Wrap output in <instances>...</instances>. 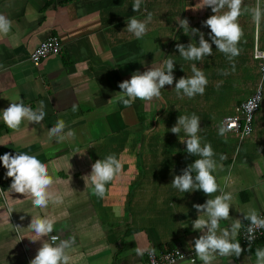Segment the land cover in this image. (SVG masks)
<instances>
[{
    "label": "crops",
    "instance_id": "crops-1",
    "mask_svg": "<svg viewBox=\"0 0 264 264\" xmlns=\"http://www.w3.org/2000/svg\"><path fill=\"white\" fill-rule=\"evenodd\" d=\"M133 2L0 0V15L11 21V30L6 35L0 33V156H14L17 152L35 155L48 166L55 181L53 190L63 196L62 204L50 203L46 209L34 207L31 196L11 191L12 178L6 176L7 169L0 160V264H30L44 242L51 243V235L60 239L75 237V245L68 250L72 264H144L148 249H191L190 244L202 234L192 228V221L199 216L193 205L221 193L209 197L202 190L182 193L172 187L175 176L182 175L199 158L186 152V141L180 140V136L187 139L183 131L178 136L169 130L183 115L180 113H194L201 118L198 135L202 145L210 143L216 154L213 175L220 187L233 196L231 217L220 222L221 228L230 227L237 219L243 227L248 222L244 213L249 210L264 213V111L259 107L255 112L249 136L241 140L229 132L220 136L222 119L232 114L238 103H232L217 117L207 115L211 107L206 104V94L220 97L223 93L219 89L217 93L218 81L214 71L210 74L207 69L209 61L206 66L202 61L182 59L173 70L177 82L181 77H191L188 74L193 63L199 66L208 79L202 95L187 101L175 91L169 95L165 86L161 96L151 101L137 99L128 107L118 102L122 81L131 79L137 71L164 66L173 36L166 27L177 24L174 5L165 10L159 7L158 0H144L140 11L134 12ZM261 3L264 0H250L247 7L261 8ZM148 13H152L148 32L143 39H137L127 31V20L133 16L145 20ZM240 17L244 23V16ZM250 21L253 44L235 68L245 70L250 60L256 74L248 77L257 81L258 61L252 57L257 28L254 20ZM50 36L60 39V52L34 66L30 52ZM187 40L180 43L187 46ZM194 98L199 101V112H190L195 106ZM18 102L33 110L43 103V121H24L18 130L8 128L3 110ZM183 102L190 114L172 109ZM73 105L78 109L75 112ZM157 114L162 116L159 124L163 130L176 138L167 135L164 142L151 140L158 125ZM61 119L66 124L64 131L72 130L75 136L57 142L48 132ZM127 149L132 150L130 154ZM109 154L117 156L122 169L106 185V195L101 199L94 194L90 177L87 185L84 177L91 175L97 160ZM221 154L225 159H220ZM33 216L54 218L53 232L33 241L31 238L36 237L29 228ZM241 246L245 251L240 257L217 255L212 264H255V250L264 248V235L251 244V251L249 245ZM137 249L142 253L138 254ZM175 264L203 262L196 256L194 262L186 259Z\"/></svg>",
    "mask_w": 264,
    "mask_h": 264
},
{
    "label": "clouds",
    "instance_id": "clouds-1",
    "mask_svg": "<svg viewBox=\"0 0 264 264\" xmlns=\"http://www.w3.org/2000/svg\"><path fill=\"white\" fill-rule=\"evenodd\" d=\"M143 3L144 0H134L132 4L133 11H140ZM242 4L243 0H203L202 7L209 6L215 13L203 23L211 30L209 35L212 43L229 60L240 54L238 44L241 42L244 32L238 20L242 14L249 11L247 8L242 9ZM225 8L227 11L218 14ZM251 13L254 22L259 25L262 17H264V11L257 6L251 9ZM151 20L152 13H148L145 20H139L133 16L128 18L126 29L135 38L143 39L148 32V24ZM178 27H182L186 35L195 37L196 34H199L198 43L192 42L187 46L182 43L176 44L179 55L184 60L203 61L204 57L213 54L212 43L205 39L204 33L200 29L190 28L187 19L178 20ZM10 30L11 21L0 15V33L6 35ZM174 67L175 61L169 58L164 61L163 67L153 66L143 73L135 72L131 79L124 80L119 84L122 95L117 97L118 102L128 107L137 99L148 102L160 97L161 89L165 88V85H173L174 83ZM191 70L193 73L191 77H181L175 82V91L181 99L185 96L193 98L198 94L202 95L208 84V79L204 72L200 71L195 63L192 64ZM77 110V107L73 105L72 111L75 112ZM45 115L43 103H41L40 108L33 110L31 107L25 106L23 102H18L12 103L8 108L4 109L2 118L8 128L18 130L22 122L40 123ZM230 127L232 126L229 125ZM65 128V121L62 119L58 120L49 129L48 135L50 138H57V142H63L75 136L74 131L68 130L65 132ZM201 130V118L194 113L191 116L180 115L177 124L171 128V132L178 136L183 131L187 139H182L180 136V140L182 143L186 141V152L188 155L199 157L183 170L182 175H176L171 185L182 193L202 190L209 197L214 193H221L214 198H209L203 204L197 203L193 205L199 216L192 221V228L193 231L199 230L202 234L195 239L194 244L190 245L194 248L195 255L203 264H212L217 255L238 258L245 250L242 248L240 240L237 239L242 228L239 219L232 222L230 227L221 228L220 222L229 220L231 217L230 208L233 205V196L230 192H225L220 187L216 177L213 175L217 168V162L213 158L216 154L210 143L202 145V138L198 135ZM227 131L228 128L221 126L218 134L225 136ZM220 159H225V156L221 154ZM0 160H2L4 167L7 169L6 176L12 178L10 186L12 192L31 196L32 205L40 209H46L50 203H63V196L53 190L55 181L49 174L48 166L35 155L17 152L13 156L11 153H5L0 156ZM121 169V161L115 154H109L92 165L91 175L84 177L86 185L88 184L87 178L90 177L94 194L102 199L106 195V185L114 180L121 172ZM244 214L245 220L249 221L245 238L249 242L248 250L251 251L250 246L256 239V231L264 229V217L258 215L254 209ZM23 218L21 217V219ZM55 224L54 218L33 216L29 228L35 234L36 239H31L35 241L41 237L49 236L53 232ZM50 241L51 243L44 242L30 264H72V257L68 254V250L75 245V237L60 239L57 235H51ZM137 252L141 254L142 250L137 249ZM255 257V264H264V248H256Z\"/></svg>",
    "mask_w": 264,
    "mask_h": 264
},
{
    "label": "rangeland",
    "instance_id": "rangeland-1",
    "mask_svg": "<svg viewBox=\"0 0 264 264\" xmlns=\"http://www.w3.org/2000/svg\"><path fill=\"white\" fill-rule=\"evenodd\" d=\"M191 1V3L189 2ZM159 2V7L165 10H169L170 8L168 6L174 5L173 7L175 8V18L177 20V24L176 27L172 26V27H166L167 30H169L171 32L172 36V42L170 43V52H169V56L168 58H172L173 60L177 59L178 56H176L178 52V49L176 48V44L180 43L181 41H184L185 38H188L187 41H189V43H198L199 42V35L196 34L195 37L186 35L183 31L182 27H178V20L180 19H187L189 21V26L190 28H198L200 29L201 32L204 33V36L206 38V40H211V37L209 38V34H210V28L204 25V21H206L210 16L215 15V13L212 11V8L209 6H203V0H158ZM250 2V0H243V4H242V9L243 8H247L249 9L248 12L242 14L244 16V23L242 22V18L239 17L238 23L241 26L244 35L241 38V42L240 44L242 45V47L238 46L240 48L241 54L239 56H236L235 58H233L232 60H229L228 57L220 52L219 50H216V45L213 43V54L211 56H206L204 57L203 61L204 64L207 66L206 61H209V65L207 67V69L209 70V73L211 74V71H214L217 80L218 81L217 85H216V89H217V93H220L218 91L221 90L223 93H220V97H218V95L216 97H214V95H210V94H206V104L208 106H210V110L207 111V115L211 116V117H217L216 114H220V113H224L225 111L229 110L231 108L232 103L236 102L237 100H243L246 99L248 96L251 95V92L253 91V87H255V85L259 82V79L257 81H255L254 78H249L248 74L253 73V66H255L254 64H250L249 61L244 65L245 70H242V68L236 69V65L243 61V59L247 56V51L248 48L250 49L249 45H251V43L253 44V39H254V32L252 33L253 27L251 26V21L253 20L252 18V13H251V7H247L248 3ZM263 4V3H261ZM262 11L264 10V4L261 6ZM173 10V8L171 9ZM223 11H227V9L225 8L224 10L221 11V13L218 14H222ZM173 16V15H170ZM169 16V17H170ZM251 18V19H250ZM256 24V23H255ZM256 28L257 31L255 33V39L257 37L258 39V47L260 49H264V17H262L261 23L259 25L256 24ZM160 31V29H159ZM193 39H195L193 41ZM252 39V40H251ZM166 46V45H165ZM215 47V48H214ZM179 55V54H177ZM176 56V57H175ZM250 59V57L248 58ZM250 66V67H248ZM241 67V65H240ZM198 69L200 71H202L199 66ZM190 73L188 74L189 76H192V70L191 68H189ZM203 72V71H202ZM256 74V68H255V72ZM253 73V74H254ZM217 74H223L222 77L218 76ZM209 75V74H208ZM255 81V82H254ZM169 92V95L172 94L175 91V80L173 85H165ZM252 87V88H251ZM215 90V89H214ZM262 90H263V96H262V102L260 105V110L264 111V80L262 81ZM208 92H210V89L208 90ZM176 93V91L174 92ZM177 94V93H176ZM165 98V101L167 100V96L166 93L163 96ZM184 100H190V98L188 97H184L182 98ZM195 102V106L193 109L190 110V112L195 111V112H199L200 107H199V101L197 99L194 98ZM198 102V103H197ZM166 103V102H165ZM182 105V106H181ZM181 105H177L172 109H176V110H180L183 111L185 113H188L189 111L186 109L183 104ZM171 109V110H172ZM184 109V110H182ZM189 112V114H190ZM166 113H171L170 110H167ZM183 114L184 113H180ZM206 115V116H207ZM208 118V116H207ZM254 118V117H253ZM155 119H158V125H156V132H153L152 138L151 140H155V141H166L167 135H169V137H173L175 135L173 134H168L165 130H163V128L161 127L162 125L159 124V121H162V116H159V114H157L155 116ZM176 123V122H175ZM254 124V123H253ZM256 124V123H255ZM171 128H169V130L171 131ZM158 132V133H157ZM138 134H140L139 132H137ZM150 135V136H151ZM176 138V136H175ZM178 139H175V141H177ZM160 146L162 147L163 144H160ZM128 151H132L131 149H127ZM129 153V152H128ZM130 154V153H129ZM135 164V162H134Z\"/></svg>",
    "mask_w": 264,
    "mask_h": 264
},
{
    "label": "built area",
    "instance_id": "built-area-1",
    "mask_svg": "<svg viewBox=\"0 0 264 264\" xmlns=\"http://www.w3.org/2000/svg\"><path fill=\"white\" fill-rule=\"evenodd\" d=\"M257 44L258 42L256 37L252 57L254 60L258 61L260 72L259 82L255 85L251 95L244 99L235 108L232 114L225 116L220 123V127L223 126L225 128H228L227 132L238 135L240 140L252 133L253 117L262 102V81L264 79V49H260ZM61 48L62 43L60 39L57 36H50L37 44V46L30 52L29 59L34 66H39L43 59H45L49 55L58 54ZM229 125H231L232 127L229 128ZM258 215L264 217V213H260ZM248 225L249 221L243 225L238 236V239L240 240V243L242 245H249L248 240L245 238L246 228ZM255 235L256 239L253 242L264 235V229L257 230ZM145 255L146 258L144 260V264H175L178 261L186 259L191 262H194L196 260L194 248L184 250L179 247H173L171 249L163 250L160 252H155L151 249H148L146 250Z\"/></svg>",
    "mask_w": 264,
    "mask_h": 264
},
{
    "label": "trees",
    "instance_id": "trees-1",
    "mask_svg": "<svg viewBox=\"0 0 264 264\" xmlns=\"http://www.w3.org/2000/svg\"><path fill=\"white\" fill-rule=\"evenodd\" d=\"M190 3H191V2H190ZM240 26H241V25H240ZM251 40H252V39H251ZM251 44H252V43H251ZM238 46H239V47H240V46L242 47V45H241L240 43L238 44ZM178 52H179V51H178ZM177 54H179V53H177ZM177 54H176V56H178V58L175 59V63H176V62H180V60L183 59L180 55H177ZM240 54H241V51H240ZM240 54H239V55H240ZM239 55H238V56H239ZM176 56H175V57H176ZM236 102L238 103L237 105H239L242 101L237 100Z\"/></svg>",
    "mask_w": 264,
    "mask_h": 264
}]
</instances>
